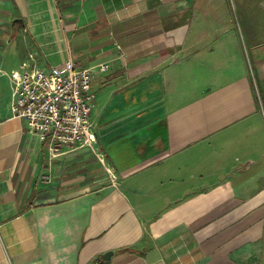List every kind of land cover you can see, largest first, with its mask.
Returning a JSON list of instances; mask_svg holds the SVG:
<instances>
[{"label":"crops","instance_id":"obj_1","mask_svg":"<svg viewBox=\"0 0 264 264\" xmlns=\"http://www.w3.org/2000/svg\"><path fill=\"white\" fill-rule=\"evenodd\" d=\"M210 3L0 0V264H264V47ZM29 54L92 72V148L12 116Z\"/></svg>","mask_w":264,"mask_h":264},{"label":"built area","instance_id":"obj_2","mask_svg":"<svg viewBox=\"0 0 264 264\" xmlns=\"http://www.w3.org/2000/svg\"><path fill=\"white\" fill-rule=\"evenodd\" d=\"M105 68L99 65L98 71ZM92 75L89 69L74 68L70 60L43 70L33 54L9 74L11 114L25 122L27 133L37 137L50 156L96 143L90 121L95 98Z\"/></svg>","mask_w":264,"mask_h":264},{"label":"rangeland","instance_id":"obj_3","mask_svg":"<svg viewBox=\"0 0 264 264\" xmlns=\"http://www.w3.org/2000/svg\"><path fill=\"white\" fill-rule=\"evenodd\" d=\"M210 2L211 12L225 14L226 27L255 31L256 47H264V0H210ZM256 143L257 152L264 153V133L259 129L256 132ZM239 164H242V161Z\"/></svg>","mask_w":264,"mask_h":264}]
</instances>
